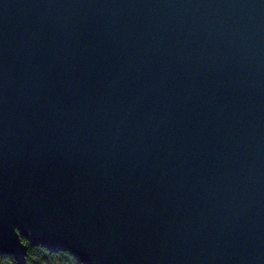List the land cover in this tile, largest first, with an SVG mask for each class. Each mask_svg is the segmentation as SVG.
I'll return each mask as SVG.
<instances>
[{"label":"water","instance_id":"1","mask_svg":"<svg viewBox=\"0 0 264 264\" xmlns=\"http://www.w3.org/2000/svg\"><path fill=\"white\" fill-rule=\"evenodd\" d=\"M264 264V0H0V255Z\"/></svg>","mask_w":264,"mask_h":264},{"label":"trees","instance_id":"2","mask_svg":"<svg viewBox=\"0 0 264 264\" xmlns=\"http://www.w3.org/2000/svg\"><path fill=\"white\" fill-rule=\"evenodd\" d=\"M23 242L28 246L27 262L28 264H81L71 254L67 252H50L48 249L38 245L31 246L23 238ZM0 264H17L13 257L0 255Z\"/></svg>","mask_w":264,"mask_h":264}]
</instances>
